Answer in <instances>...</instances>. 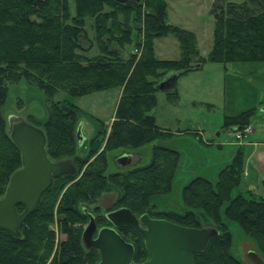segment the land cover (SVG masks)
Masks as SVG:
<instances>
[{
  "label": "trees",
  "instance_id": "1",
  "mask_svg": "<svg viewBox=\"0 0 264 264\" xmlns=\"http://www.w3.org/2000/svg\"><path fill=\"white\" fill-rule=\"evenodd\" d=\"M213 15L215 29L208 61L225 67L248 63L264 66V0L228 2L224 7L215 3ZM88 21L93 22V38L87 31ZM134 31L139 35L141 54L123 57L122 50L132 45ZM170 36L179 43L178 60H163L156 55V40ZM85 42L91 45L84 48ZM95 45L99 55L89 57ZM206 61L196 34L169 23L166 0L127 4L75 0L74 15L70 0H0V199L14 172L22 167L21 152L10 137L2 113L9 83L25 80L49 95L65 91L82 97L113 88L122 91L111 132L104 137L99 132L91 140L85 159L77 154L78 108L70 102L53 106L44 125L47 155L53 162L72 160L77 174L53 179L36 211L23 224L20 237L0 228V264H97L99 251L84 246L83 226L89 221V213L97 224H108L99 207L92 211L88 207L109 186L122 190L115 209L127 208L137 217L147 214L196 229L211 220L220 234L206 251L193 255L194 264H247L230 253L232 236L222 221V211L255 241L264 256V199L251 191L236 192L244 172L242 151L219 172L217 181L197 177L184 187L185 206L202 211V221L192 211L155 212L151 205L154 198L172 190L180 162V154L174 149L155 145L148 165L106 174L108 152L137 149L165 136L153 114L162 81L172 73L183 76L199 71ZM166 93L171 100L177 99L176 89ZM255 114L251 110L225 117L224 127L244 129ZM105 140L104 150L98 154ZM17 210L23 213L25 207L19 205ZM54 225L66 235L58 245ZM119 233L135 246V264L148 260L138 232L122 228Z\"/></svg>",
  "mask_w": 264,
  "mask_h": 264
},
{
  "label": "rangeland",
  "instance_id": "2",
  "mask_svg": "<svg viewBox=\"0 0 264 264\" xmlns=\"http://www.w3.org/2000/svg\"><path fill=\"white\" fill-rule=\"evenodd\" d=\"M166 1L169 9V23L195 33L200 53L207 61L201 70L179 77L176 100H171V96L166 92L159 91L157 93V106L153 114L165 136L137 149L122 148L108 152L106 155L108 160L106 174L124 172L148 165L151 162L152 150L155 145L174 149L180 154V162L172 183V190L167 195L154 198L151 205L155 212L186 214L192 211L202 221V211L188 209L185 206L183 202L184 187L197 177H204L212 182L217 181L220 170L226 164L222 161L226 162L231 153H234V150L238 148V145L245 144L250 140L264 141V115L258 119L263 123L257 122L253 128L254 134L244 141H237L235 133L230 129H225V73L232 72L233 69L225 67L223 64L208 61L213 47L215 3L224 7L228 2L240 4L246 0ZM70 9L74 15L75 0H70ZM92 23V21H88L87 26L91 38L94 36V31L91 28ZM138 36L137 32L134 31L132 45L126 51L122 50L123 57L127 58L132 53L141 54L142 49L137 46ZM90 45L91 43L85 42L84 48H88ZM89 53V57L99 55L98 47L95 45ZM156 55L163 60H178L181 56L178 41L171 36L156 40ZM121 93V89L113 88L82 97L68 94L65 91H58L54 95H49L36 84L22 80L16 84H8L7 98L2 113L7 120L8 130L15 122L23 120L45 131L44 125L48 121L55 104H63L64 102L74 104L78 108L77 124L82 127L84 136V143L80 145L77 154L80 158L85 159L91 140L99 132L103 133V137L105 133L108 135L111 132ZM105 144L106 140L103 141L98 154L103 152ZM124 154H134L133 162L128 167H122L118 163L119 157ZM95 157L91 159V162ZM72 163L74 164V162ZM86 167L84 166L83 169ZM246 185L248 182L244 180L243 191L246 190ZM250 188H252L251 185ZM253 189V194L256 197L259 196L264 199V186L256 185ZM121 191L114 186H109L88 209L92 211L94 207H99L104 216L117 210L115 209V202ZM236 191L238 192V190ZM222 221L232 236L230 253L247 264H255L249 258V253L256 252L264 264V256L255 241L244 232L240 225L229 221L223 211ZM204 222H206L204 223L205 227H215L211 220ZM88 223L83 226L84 229ZM108 224L98 223V229L109 226ZM53 227L57 235L56 245H58L66 239V235L60 233L58 225Z\"/></svg>",
  "mask_w": 264,
  "mask_h": 264
},
{
  "label": "water",
  "instance_id": "3",
  "mask_svg": "<svg viewBox=\"0 0 264 264\" xmlns=\"http://www.w3.org/2000/svg\"><path fill=\"white\" fill-rule=\"evenodd\" d=\"M118 4L139 3L141 0H113ZM178 73L168 75L158 86L160 91H172L177 87ZM10 137L19 148L22 167L12 175L5 196L0 199V228L20 237L21 228L30 214L36 211L42 195L54 178L76 175V166L71 160L53 162L46 151L45 132L26 122H15L9 130ZM79 145L84 143L82 127L77 131ZM122 167L132 163V156L118 159ZM25 210L19 213L17 207ZM86 212V210H85ZM89 223L83 231L82 241L87 250L96 249L100 254L97 264H135L136 249L119 233L130 228L140 234L148 253V260L139 264H194L193 255L207 250L209 243L219 236L215 227L188 228L166 219H154L145 214L137 217L131 210L120 208L106 214L109 226L98 229L92 214H87ZM255 264H262L256 252L249 253Z\"/></svg>",
  "mask_w": 264,
  "mask_h": 264
},
{
  "label": "crops",
  "instance_id": "4",
  "mask_svg": "<svg viewBox=\"0 0 264 264\" xmlns=\"http://www.w3.org/2000/svg\"><path fill=\"white\" fill-rule=\"evenodd\" d=\"M228 67H231L233 71L225 73V117H236L242 113L255 110L256 114L251 125L248 126L252 128L251 135H253V128L257 122L263 123L258 119L264 115V66L259 63H248L233 64ZM230 130L236 131L237 128ZM239 151H242L244 155V172L240 187L237 190L244 194L250 191L254 192V186H264V141L250 140L245 144L238 145V148L234 150V153H231L229 159L226 162L222 161V163H226L224 168L233 162ZM130 156H132L133 162L134 154ZM244 180L248 182V185H246V190L243 191L242 184ZM250 185L252 188H250Z\"/></svg>",
  "mask_w": 264,
  "mask_h": 264
},
{
  "label": "built area",
  "instance_id": "5",
  "mask_svg": "<svg viewBox=\"0 0 264 264\" xmlns=\"http://www.w3.org/2000/svg\"><path fill=\"white\" fill-rule=\"evenodd\" d=\"M235 133V138L237 141L241 142L244 141L245 139H247L250 135H251V128L250 127H246L242 130H236L233 131Z\"/></svg>",
  "mask_w": 264,
  "mask_h": 264
},
{
  "label": "flooded vegetation",
  "instance_id": "6",
  "mask_svg": "<svg viewBox=\"0 0 264 264\" xmlns=\"http://www.w3.org/2000/svg\"><path fill=\"white\" fill-rule=\"evenodd\" d=\"M120 230V229H119Z\"/></svg>",
  "mask_w": 264,
  "mask_h": 264
}]
</instances>
